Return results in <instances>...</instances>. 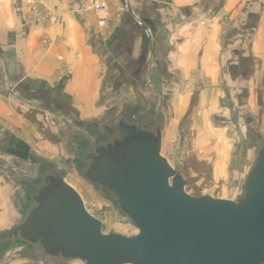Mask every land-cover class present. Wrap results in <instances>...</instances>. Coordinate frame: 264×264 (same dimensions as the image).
Here are the masks:
<instances>
[{"label":"crops","instance_id":"1","mask_svg":"<svg viewBox=\"0 0 264 264\" xmlns=\"http://www.w3.org/2000/svg\"><path fill=\"white\" fill-rule=\"evenodd\" d=\"M34 1L37 12L29 0H0V150L8 144L13 166L22 159L10 151L54 140L55 113L64 121L65 111H78L85 120L119 104V114L163 118L162 154L182 109L186 123L198 126L203 110L215 124L257 126L254 140H264V0H128L127 11L125 0H113L107 15L82 9L81 0ZM11 175L1 163L0 233L22 221L28 203L16 198L20 182ZM0 264L55 263L0 243Z\"/></svg>","mask_w":264,"mask_h":264},{"label":"water","instance_id":"2","mask_svg":"<svg viewBox=\"0 0 264 264\" xmlns=\"http://www.w3.org/2000/svg\"><path fill=\"white\" fill-rule=\"evenodd\" d=\"M163 130L156 111L124 108L79 161L83 178L115 200L137 235L104 234L65 172L36 158L41 177L22 221L0 233V243L55 264H264V140L240 197H195L183 169L162 154ZM9 153L29 159L20 149Z\"/></svg>","mask_w":264,"mask_h":264},{"label":"rangeland","instance_id":"3","mask_svg":"<svg viewBox=\"0 0 264 264\" xmlns=\"http://www.w3.org/2000/svg\"><path fill=\"white\" fill-rule=\"evenodd\" d=\"M119 97L118 102L122 100ZM158 97L156 94L149 95V104H156ZM132 100L142 102L141 95H133ZM120 106L119 104L115 110L102 111L103 114L98 118L85 120L81 118V113H75L78 111H65L64 121L60 113H55L57 117L51 120L54 123L52 125L51 122L50 125L54 131V140L47 142V139L43 138L36 148L23 143V150L30 154V159L16 160L15 166V160L7 154L8 144L0 150V164L2 163L12 175L15 171L14 179L20 182L18 190L16 184V198L20 193L22 202H26L27 190H32L28 185L41 177V165L34 156L37 154L65 172L66 182L80 194L87 210L102 222L104 234L129 237L137 235L138 230L121 213L115 200L105 191L87 182L80 172L82 165L79 161L83 150L95 144L99 137H103L105 129L115 126L116 115L121 112ZM183 112L184 109L180 110L175 124L168 127L164 157L172 166L183 169L185 179L191 182L186 189L188 194L195 197L209 195L217 199L236 200L242 195L245 179L254 164L257 146L254 139L259 134V128L245 127L240 119H230L227 124L221 125L220 118H217L215 124V119H202L203 110L196 118L199 123L196 126L185 122ZM195 112L196 110H192L193 116ZM203 122H206V125L203 126ZM261 130L263 131V127ZM13 145L16 146L15 143ZM25 248L23 245H17V249Z\"/></svg>","mask_w":264,"mask_h":264},{"label":"built area","instance_id":"4","mask_svg":"<svg viewBox=\"0 0 264 264\" xmlns=\"http://www.w3.org/2000/svg\"><path fill=\"white\" fill-rule=\"evenodd\" d=\"M113 0H81L82 2V9L86 11H93L98 14L107 15L109 12V6ZM30 5H33V9L35 12L39 11V7L35 5L34 0H29ZM130 9V3L128 0H125L122 5V10L127 11ZM50 12L46 13L50 16V19L56 20V18ZM101 27H107V18H103L101 20Z\"/></svg>","mask_w":264,"mask_h":264}]
</instances>
